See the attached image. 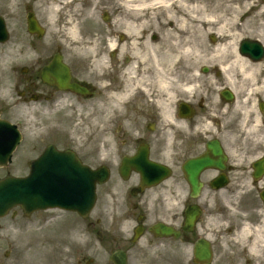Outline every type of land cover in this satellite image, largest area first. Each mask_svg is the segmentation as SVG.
I'll return each mask as SVG.
<instances>
[{
	"label": "flooded vegetation",
	"instance_id": "obj_1",
	"mask_svg": "<svg viewBox=\"0 0 264 264\" xmlns=\"http://www.w3.org/2000/svg\"><path fill=\"white\" fill-rule=\"evenodd\" d=\"M112 4L84 2L102 8L88 13H99L105 25L84 33L100 50L96 65L97 58H72L54 37L28 31V17L43 25V0H0L7 29L0 58L13 45L32 55L17 94H6L0 72V119L8 121L0 123V180L27 178L49 147L73 149L90 170L109 174L86 216L29 213L22 205L0 213V264H264V31L260 60L240 51L243 36L235 45L260 65L257 93L200 87L187 94L180 66L166 57L168 32L176 28L166 12L107 9ZM12 19H22L16 30ZM65 73L88 91L60 88ZM18 106L36 122L12 121L8 113ZM77 108L87 128L80 146L68 132ZM152 179L159 180L148 185ZM194 205L201 213L189 227ZM59 212L73 217L58 220ZM35 231L41 251L32 260L21 247Z\"/></svg>",
	"mask_w": 264,
	"mask_h": 264
},
{
	"label": "bare ground",
	"instance_id": "obj_2",
	"mask_svg": "<svg viewBox=\"0 0 264 264\" xmlns=\"http://www.w3.org/2000/svg\"><path fill=\"white\" fill-rule=\"evenodd\" d=\"M122 3L135 11L163 9L174 22L176 28L167 36L166 57L171 67L180 66L186 78L180 88L187 94L197 92L200 87L218 91L223 86L234 90L237 79L242 82L243 94L259 91L260 65L238 54L235 45L243 35L241 26L248 22L247 14L258 3L257 16H264V0H122ZM250 21L254 23L256 18L253 16ZM68 23L69 36L76 42V25L70 20ZM211 35L218 37L214 44L208 41ZM204 65L216 72V77H203L200 69ZM221 79L224 85H219Z\"/></svg>",
	"mask_w": 264,
	"mask_h": 264
},
{
	"label": "rangeland",
	"instance_id": "obj_3",
	"mask_svg": "<svg viewBox=\"0 0 264 264\" xmlns=\"http://www.w3.org/2000/svg\"><path fill=\"white\" fill-rule=\"evenodd\" d=\"M54 0H43V15H42V21L47 26V40L50 38L57 39V42H59L62 47L65 49V52L71 53L72 58L80 59V60H88L93 59L94 57H97V63L100 64L101 62V56L100 50L97 46H94V50L90 51L89 46H86L88 43V40L84 37L85 32H91L94 31L93 28L104 26L105 24L102 22V20L99 18V13H88V11H94L99 10L102 8H89L86 5H84V2L86 0H61L63 2H68L71 6L70 10H65L66 7L62 8L60 12V9H56L55 3L49 4V2ZM113 4L107 9L111 10H129L127 7H124L123 4L118 0H112ZM65 5V4H64ZM260 6V3L257 4L256 8H254L252 11H249L246 17V21L248 22L241 26V30L243 31V34L245 36L253 37V38H261L262 33L264 31V16H257V9ZM104 9V8H103ZM163 11V9L158 10ZM154 16H160V14L154 15ZM165 17L166 21H169L168 18L165 15H162ZM255 17L256 21L252 23L250 21L251 17ZM69 18V19H67ZM71 21L73 24L76 25V31L77 36L80 38L78 41L71 40L69 36V23L68 21ZM22 23V19H12V28L13 30H16L15 28H19V24ZM231 27V26H230ZM53 40V39H52ZM209 43H214L212 41L211 37H208ZM81 45V46H80ZM31 50L27 49L24 52L22 51V48L16 47L13 45V48L11 49V52L8 54V56H2L0 58V72L7 77L6 81V94H17L15 84H17V79L20 77V68L27 64L29 59L31 58ZM96 64V65H98ZM207 65H204L202 68H206ZM11 68V71H10ZM178 71V68L176 67V71ZM202 76L205 78L208 77H216V75L212 74L209 69L208 72H202ZM225 81L220 80L219 85H224ZM232 86V85H231ZM206 87V86H205ZM204 87V88H205ZM207 88V87H206ZM234 88L236 91L243 92V85L242 82L237 79V81L234 83ZM203 90L204 89H200ZM205 91H213L212 89H205ZM243 94V93H241ZM30 114L29 108H25L23 106H18L15 108H12L10 112L8 113L9 118L12 121H21L25 123H32L36 122L33 119H28V115ZM84 114L80 110V108L75 109L73 113V123H70L69 121V135L71 136L70 139L72 141V144L80 146L84 142V134L86 133V127L84 126ZM45 120L44 122H46ZM30 127V126H29ZM40 133V132H39ZM69 143V142H68ZM70 144V143H69ZM106 200V198H105ZM60 218H57L58 220L63 219L65 216H67V219H71L73 216L69 213H61ZM38 228L36 225H33L32 227ZM36 231L32 233V236L28 239V245H23L22 242L17 243L18 245L22 243L23 247H21V251L27 255L29 259L35 260L36 257L39 255L41 248H39V242L36 236Z\"/></svg>",
	"mask_w": 264,
	"mask_h": 264
},
{
	"label": "water",
	"instance_id": "obj_4",
	"mask_svg": "<svg viewBox=\"0 0 264 264\" xmlns=\"http://www.w3.org/2000/svg\"><path fill=\"white\" fill-rule=\"evenodd\" d=\"M30 30L33 32H38V28L34 23L33 19H29ZM3 21L0 19V38L4 37L3 34ZM245 43L242 47V51L247 53H253L256 50H260V45L258 42ZM72 157V156H71ZM68 156V153H59L58 158L55 162L59 163L60 170L54 176V189L55 193L52 197L45 198L47 195H41L39 188V180H44L45 185L44 193L47 190L48 178L44 175L38 177L36 174V169L33 174H31L28 179H7L0 182V211H3L8 207V204H23L27 207L28 211L38 209L40 207H46L47 205L60 206L65 209L78 210L81 213L89 211L95 201V185L97 181H104L106 179V174L99 177V172H92L91 174H84L81 169L76 165L74 167V162ZM72 159L76 164H80L78 160ZM66 165V167L64 166ZM51 180V179H50ZM86 181L85 188L82 191L79 190V182ZM189 180L192 186L197 187L196 178L189 175ZM197 211H193L190 215V219L194 220Z\"/></svg>",
	"mask_w": 264,
	"mask_h": 264
}]
</instances>
